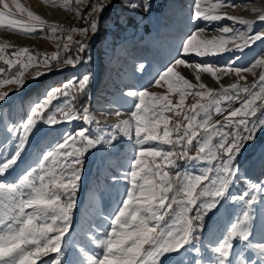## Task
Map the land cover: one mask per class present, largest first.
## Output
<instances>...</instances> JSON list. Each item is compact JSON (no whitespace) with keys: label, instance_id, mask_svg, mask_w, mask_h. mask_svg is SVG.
<instances>
[{"label":"snow or ice","instance_id":"obj_1","mask_svg":"<svg viewBox=\"0 0 264 264\" xmlns=\"http://www.w3.org/2000/svg\"><path fill=\"white\" fill-rule=\"evenodd\" d=\"M71 2L64 0V6ZM75 2L80 4L82 0ZM106 4L107 0L93 3L90 12L81 17L89 27L72 28L71 32L87 35L90 31L95 35L99 13ZM237 7L228 0H196L193 22L228 19L247 26L248 30L224 27L221 35L212 37L206 35V29L193 31L182 41L177 57L150 82L153 87H166V92L129 89L122 93L131 98L132 110L126 119H120L124 115L120 109L110 112L118 121L111 125V134L106 138L89 136L87 128L67 133L62 142L41 154L36 166H29L15 181L3 179L15 171L30 137L38 130V123L55 125L75 120L98 123L88 106L78 111L73 103L86 91L89 75L51 88L29 109L25 120L8 127L7 131L15 133L18 142L0 160V264H163L162 257L182 249L196 254L193 264H264V181H247L250 185L247 190L239 196L230 195L238 176L235 158L244 144L254 139L258 128H264V72L250 85L245 75L264 68V58L256 59L247 68L231 63L218 67L182 58L243 51L257 41H264V32H251L256 21L223 11ZM144 8L149 10L147 2ZM17 13L26 14L27 21L16 18ZM257 20L264 22V12ZM0 28L23 36H34L47 28L56 39L58 31H65L26 8L20 0H0ZM66 40L77 46L74 59H62L56 52L38 59L27 47L12 51L9 58L7 49L15 46L0 44V61L7 66H0V77H4L0 78V89L14 86L0 91V102L10 92L23 88L27 78L44 74L38 70L26 77L28 69L43 66L51 71L59 69L60 64L74 65L87 44L73 41L71 34ZM63 48L69 49V43H64ZM179 66L190 68L196 82L182 75ZM201 73L209 74L219 88L201 82ZM229 74L236 81L222 84V77ZM61 97L63 106L50 110L53 101ZM188 97L193 98L190 104H186ZM234 101L240 106L232 107ZM214 114L223 120H214ZM117 134L134 141L133 157L121 176L126 186L113 212L85 234L86 247L68 237L84 157L98 146H111ZM180 161L196 162L202 167L189 172L181 169ZM224 201L239 203L240 210L223 235L208 242L205 255L194 241L204 228L205 217L213 210L218 211ZM193 211L195 215L191 214ZM254 236H259V240L254 241ZM248 253L255 254L258 260L251 259Z\"/></svg>","mask_w":264,"mask_h":264},{"label":"rangeland","instance_id":"obj_2","mask_svg":"<svg viewBox=\"0 0 264 264\" xmlns=\"http://www.w3.org/2000/svg\"><path fill=\"white\" fill-rule=\"evenodd\" d=\"M184 1L189 7L186 13L182 12L183 6L177 3V0H107L106 7L98 16L97 33L92 35L89 31L87 35H81L79 32H71V29L89 27L81 17L87 15L92 4L100 0H82L80 4L72 0L67 7L64 6V0H20L26 8L37 13L50 24L62 26L65 31H58L56 36L59 39H56L47 31V28L43 32L38 31L34 36H23L0 28L9 33L0 39V44L7 42L15 46L7 49L9 58L12 51L27 47L38 59H44L45 54L50 56L53 52L58 53L62 59L65 57L74 59L77 55V46L66 40L70 34L73 36V41H82L87 44V48L85 52L79 53L80 59L74 65L60 64L59 69L53 68L51 71H47L43 66L28 69L26 74L29 72L34 74L39 70L45 72L46 76L40 80L32 79L35 85L27 96H12L9 104L0 107V160L8 156L14 150L15 143L18 142L14 139L15 133L7 131L8 127L18 126L25 120L29 109L35 102L43 99L48 90L61 87L66 82L82 79L85 75L90 76L89 84L86 91L78 95L73 103L78 111L88 106L98 123L86 124L82 120L55 125L38 123V130L30 137L15 171L4 176L3 179L8 182L15 181L29 166H36L41 154L56 143L62 142L67 133L87 128L89 136L106 138L111 134V125L118 121V118L110 112L120 109L124 113L120 119L129 118L132 110L131 98L122 95L129 89H148L160 94L165 93L166 87H153L150 82H153L157 74L165 70L177 57L181 43L192 33V27L200 24V29H203L208 23L203 20L193 22L196 0ZM146 2L149 4L147 11L144 8ZM228 2L239 7L236 10L225 8L223 11L232 16L256 21L251 29L253 34L264 32V22L257 20L258 16L264 12V0H228ZM133 4L137 7L133 8ZM245 8H256L257 11H246ZM16 18L24 21L28 19L26 14L19 13L16 14ZM224 27H230L236 31L248 30L247 26L222 19L213 22L209 33L213 34L212 36H219ZM64 43H69V49L63 48ZM220 55L225 57L223 61L217 63L214 62L217 61L215 56L203 59L189 55L182 58L194 63L211 64L218 67L233 63L234 67L247 68L256 59L264 58V41L255 42L251 47L244 49L242 54L241 51H235ZM0 66L7 68L2 61H0ZM178 70L193 83L196 82L195 75L190 68L179 66ZM261 72H264V68H256L254 73H245L246 82L250 85L258 81ZM6 75L7 72L4 76ZM235 81L236 77L232 74L223 76L221 79L224 85ZM201 82L208 87L219 88L209 74L201 73ZM10 87L12 86H5L0 91H5ZM63 99L61 97L53 101L50 110L54 111L57 105L63 106ZM175 99L174 97V102ZM192 102L193 98L188 97L186 104ZM231 106L239 107L240 104L234 101ZM213 119L222 121L223 117L214 114ZM133 154L134 141L121 138L118 134L111 146H98L86 154L76 197V208L72 215V227L68 234L70 240L79 241L87 247L85 234L100 225L103 217L112 213L116 208L126 186L121 176L127 170ZM179 163L181 169L186 168L189 172L202 167L196 162L180 161ZM234 167L238 169V176L230 188V195L239 196L247 190L250 187L247 181L253 183L264 181V128H258L254 139L244 144L240 154L235 158ZM257 195L259 198L260 194L257 193ZM239 210V203L222 202L218 211L213 210L205 217L204 228L197 233L198 239L194 241L195 246L200 247L206 255L205 246L210 240L223 235L225 228ZM191 214L195 215V211ZM252 239L258 241L259 236H254ZM236 247L239 249L238 242H236ZM248 255L251 259L258 260L255 254L248 253ZM196 258L194 252L182 249L179 253L166 254L162 257V261L163 264H193Z\"/></svg>","mask_w":264,"mask_h":264},{"label":"bare ground","instance_id":"obj_3","mask_svg":"<svg viewBox=\"0 0 264 264\" xmlns=\"http://www.w3.org/2000/svg\"><path fill=\"white\" fill-rule=\"evenodd\" d=\"M232 1V0H231ZM177 3H180V5L181 6H183V8H182V12L183 13H186L187 11H188V9H189V7H188V5H187V2H185L184 0H177ZM199 25L200 24H198L197 26L196 25H194L193 27H192V29H191V32H193V31H196L197 29H200V27H199ZM212 27H213V22H211V23H207L206 25H205V27L203 28V29H206V35L207 36H209V37H211L213 34H210L209 33V31L212 29ZM202 29V28H201ZM9 33L8 32H6L5 30H2V29H0V39H2V38H4L5 36H7ZM249 50V49H248ZM244 53V52H243ZM246 53V52H245ZM244 53V54H245ZM241 54H242V51H241ZM228 55H230V54H228ZM242 56V55H241ZM246 56V55H245ZM216 58H217V61L215 60H213L214 62H221V61H223V59H224V57L225 56H223V55H217V56H215ZM215 58V59H216ZM203 59H205V58H203ZM238 62V61H237ZM233 64V63H232ZM35 73V72H34ZM31 75H33V72H29L28 74H26V77H29V76H31ZM46 76V73L44 72V74L43 75H41V76H39V78H36V79H38V80H40V79H42V78H44ZM33 78H27L26 79V83H25V85H24V87L23 88H20L18 91H12V92H10L9 93V97H7L6 98V100L5 101H2V102H0V107L1 106H4V105H6V104H9L10 102H11V97L12 96H17V95H19V96H22V97H24L25 95L27 96L29 93H30V91L34 88V85H35V82H33V80H32ZM38 80H36V81H38ZM10 88H14V86H12V87H10ZM8 89H6L5 91H7Z\"/></svg>","mask_w":264,"mask_h":264}]
</instances>
